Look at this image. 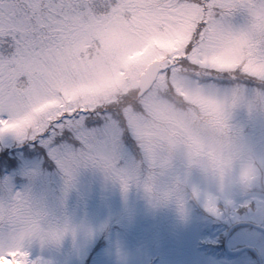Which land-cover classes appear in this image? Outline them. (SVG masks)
Instances as JSON below:
<instances>
[{
    "label": "snow or ice",
    "instance_id": "1",
    "mask_svg": "<svg viewBox=\"0 0 264 264\" xmlns=\"http://www.w3.org/2000/svg\"><path fill=\"white\" fill-rule=\"evenodd\" d=\"M192 86L218 126L226 117L213 111L217 98L264 92V0H0V138L47 148L65 198L82 169L127 195L163 100ZM192 193L218 218L234 207L226 194ZM33 197L31 186L17 191L7 178L0 188V202L24 208ZM49 238L58 244L62 235ZM36 245H48L43 233L29 241L0 225V264H43L32 258Z\"/></svg>",
    "mask_w": 264,
    "mask_h": 264
},
{
    "label": "rangeland",
    "instance_id": "2",
    "mask_svg": "<svg viewBox=\"0 0 264 264\" xmlns=\"http://www.w3.org/2000/svg\"><path fill=\"white\" fill-rule=\"evenodd\" d=\"M236 120L257 152L264 153V117L252 123L241 112ZM60 144L79 148L71 139H58ZM17 147L12 137L0 138V154L5 153L0 188L5 178L17 191L31 186L52 217L70 223L75 233L59 245L34 246L32 258L43 264H264V233L240 225L264 229V182L251 191L229 192L234 207L219 218L202 201L190 200L186 219L180 220L172 209L150 210L136 186L124 195L118 183L95 169H82L65 198L63 173L49 150L40 144L24 151ZM29 173L35 175L30 179ZM222 249L243 251L226 258Z\"/></svg>",
    "mask_w": 264,
    "mask_h": 264
},
{
    "label": "clouds",
    "instance_id": "3",
    "mask_svg": "<svg viewBox=\"0 0 264 264\" xmlns=\"http://www.w3.org/2000/svg\"><path fill=\"white\" fill-rule=\"evenodd\" d=\"M194 86L174 89L162 102L161 113L155 118L157 132L146 140L149 152L136 186L153 212L172 209L180 220L186 219L190 200H198L192 188L201 194H228L234 190L247 191L264 182V153L257 152L247 137V129L238 126L236 116L243 112L249 122L264 117V92L248 97L231 93L213 102V111L226 119L222 126L195 102ZM194 127L192 135L161 134V130L179 131ZM19 201L0 202V225L17 229L26 240L40 238L43 233L48 245H59L74 236L67 221L52 217L40 198L22 208ZM25 208L31 216L25 217ZM50 217L52 219H50ZM61 234L59 243L49 234Z\"/></svg>",
    "mask_w": 264,
    "mask_h": 264
},
{
    "label": "water",
    "instance_id": "4",
    "mask_svg": "<svg viewBox=\"0 0 264 264\" xmlns=\"http://www.w3.org/2000/svg\"><path fill=\"white\" fill-rule=\"evenodd\" d=\"M240 225H242V226H249L251 228H254V229H256V230L261 231V232L264 233V229L261 228V227H259V226H256V225H253V224H248V223H242ZM243 250L250 251L249 248H243ZM243 250L241 249L239 251H235L234 253H228L227 254V257L234 258V257L238 256L240 254V252H242Z\"/></svg>",
    "mask_w": 264,
    "mask_h": 264
},
{
    "label": "trees",
    "instance_id": "5",
    "mask_svg": "<svg viewBox=\"0 0 264 264\" xmlns=\"http://www.w3.org/2000/svg\"><path fill=\"white\" fill-rule=\"evenodd\" d=\"M29 146H34V147H36L37 144H36V145L25 144V145H23V146L17 147V149H21V150L24 151V150H27ZM15 147H16V146H15ZM3 155H5V153L0 154V159H3V158H4ZM7 163H9V162H7ZM245 227H248V226H245ZM249 228H251V227H249ZM251 229H253V228H251Z\"/></svg>",
    "mask_w": 264,
    "mask_h": 264
}]
</instances>
